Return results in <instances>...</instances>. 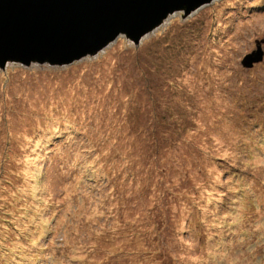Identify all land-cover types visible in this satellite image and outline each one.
I'll use <instances>...</instances> for the list:
<instances>
[{
	"label": "rangeland",
	"instance_id": "374dc122",
	"mask_svg": "<svg viewBox=\"0 0 264 264\" xmlns=\"http://www.w3.org/2000/svg\"><path fill=\"white\" fill-rule=\"evenodd\" d=\"M180 9L0 66V264H264V0Z\"/></svg>",
	"mask_w": 264,
	"mask_h": 264
},
{
	"label": "water",
	"instance_id": "95a60500",
	"mask_svg": "<svg viewBox=\"0 0 264 264\" xmlns=\"http://www.w3.org/2000/svg\"><path fill=\"white\" fill-rule=\"evenodd\" d=\"M212 0H0V66L9 59L64 63L101 49L124 31L134 42L165 16ZM263 40L241 64L264 59Z\"/></svg>",
	"mask_w": 264,
	"mask_h": 264
},
{
	"label": "bare ground",
	"instance_id": "6f19581e",
	"mask_svg": "<svg viewBox=\"0 0 264 264\" xmlns=\"http://www.w3.org/2000/svg\"><path fill=\"white\" fill-rule=\"evenodd\" d=\"M212 1H213V0H212ZM210 2H211V1H210ZM210 2H207V3H204V4L200 5L198 8L193 9V10L190 11L189 13H185V16L191 15L193 12L199 10L200 8H203L204 6H206L207 4H209ZM180 10L183 11V9H176V10H173V11L169 12V13L165 16V18H163V19H162L158 24H156L152 29H150V30H148L147 32L143 33V34L141 35V37L139 38L138 42H141L142 39H143L148 33L152 32V31H154L156 28H158V27L162 24L163 20L166 19V18H168V16H169L170 14H172V13H174V12H176V11H180ZM124 33H125L124 31L120 32V34H124ZM126 36H127V34H126ZM127 37H128V36H127ZM129 39H131V38H129ZM114 40H115V39L108 41V42H107L102 48L107 47V46H108L111 42H113ZM138 42H135V43H138ZM101 50H102V49H101ZM85 55H86V54H85ZM85 55H83V56H85ZM74 60H76V59H74ZM77 60H78V58H77ZM9 61H13V60L9 59V60H7L5 63H7V62H9ZM31 61H37V60H31ZM31 61H30V62H31ZM30 62H29V63H30ZM71 62H72V61H70V62H64V63H60V64H65V63L69 64V63H71ZM51 64H58V63H51Z\"/></svg>",
	"mask_w": 264,
	"mask_h": 264
},
{
	"label": "trees",
	"instance_id": "16d2710c",
	"mask_svg": "<svg viewBox=\"0 0 264 264\" xmlns=\"http://www.w3.org/2000/svg\"><path fill=\"white\" fill-rule=\"evenodd\" d=\"M173 98H174V97H173ZM164 107H165V106H164ZM165 108H168V107H165ZM169 112H171V111H169ZM1 237H2V238H5L4 235H1ZM1 253H2V256H3V257H9V258L11 259V257H10L11 255L8 256V253H7L5 250H2ZM10 259H8L7 261L9 262ZM9 263H10V262H9Z\"/></svg>",
	"mask_w": 264,
	"mask_h": 264
}]
</instances>
